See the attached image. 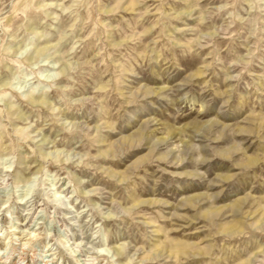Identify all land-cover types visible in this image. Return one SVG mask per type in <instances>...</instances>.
<instances>
[{"label":"rangeland","instance_id":"1","mask_svg":"<svg viewBox=\"0 0 264 264\" xmlns=\"http://www.w3.org/2000/svg\"><path fill=\"white\" fill-rule=\"evenodd\" d=\"M0 257L264 264V0H0Z\"/></svg>","mask_w":264,"mask_h":264},{"label":"bare ground","instance_id":"2","mask_svg":"<svg viewBox=\"0 0 264 264\" xmlns=\"http://www.w3.org/2000/svg\"><path fill=\"white\" fill-rule=\"evenodd\" d=\"M31 94H33V95H34V91H32V92H31ZM41 94H42V93H41ZM252 161L254 162V161H255V159L253 158V160H251V162H252ZM235 226H236V225H235ZM237 227H239V226H237ZM234 230H235V229H234ZM231 231L233 232V230H231ZM5 256H6V255H5ZM5 256H4V257H5ZM20 256H21V255H20ZM2 257H3V256H2ZM6 257L8 258L9 256H6ZM0 258H1V257H0ZM20 258H21V257H20ZM4 259H6V258H4Z\"/></svg>","mask_w":264,"mask_h":264}]
</instances>
